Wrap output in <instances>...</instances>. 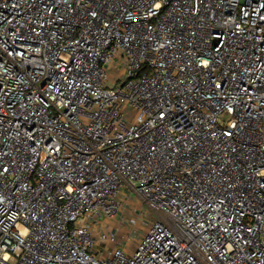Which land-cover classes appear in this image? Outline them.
I'll use <instances>...</instances> for the list:
<instances>
[{"label":"built area","instance_id":"built-area-1","mask_svg":"<svg viewBox=\"0 0 264 264\" xmlns=\"http://www.w3.org/2000/svg\"><path fill=\"white\" fill-rule=\"evenodd\" d=\"M0 264H264V0H0Z\"/></svg>","mask_w":264,"mask_h":264},{"label":"rangeland","instance_id":"rangeland-1","mask_svg":"<svg viewBox=\"0 0 264 264\" xmlns=\"http://www.w3.org/2000/svg\"><path fill=\"white\" fill-rule=\"evenodd\" d=\"M126 190L127 196L129 197L123 198L119 212L116 215V220H114L115 224L111 223L110 225H115L117 228H119V240L124 241L129 238L128 242L134 244L135 246L136 240L149 226L151 218H149L150 221L148 223L149 219L144 217L142 213L138 211L137 207H140L141 205L139 197H137L135 192L130 188H127ZM138 221L141 222L139 226L137 225ZM102 229H106V227H101V230Z\"/></svg>","mask_w":264,"mask_h":264},{"label":"crops","instance_id":"crops-1","mask_svg":"<svg viewBox=\"0 0 264 264\" xmlns=\"http://www.w3.org/2000/svg\"><path fill=\"white\" fill-rule=\"evenodd\" d=\"M127 189V187H123L122 188V190H121V195L125 198V197H129V196H127V193H126V190Z\"/></svg>","mask_w":264,"mask_h":264}]
</instances>
